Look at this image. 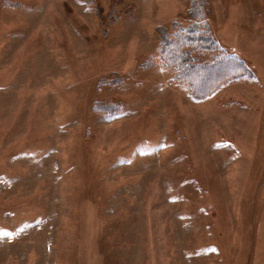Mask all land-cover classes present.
Returning <instances> with one entry per match:
<instances>
[{
  "label": "rangeland",
  "instance_id": "374dc122",
  "mask_svg": "<svg viewBox=\"0 0 264 264\" xmlns=\"http://www.w3.org/2000/svg\"><path fill=\"white\" fill-rule=\"evenodd\" d=\"M250 1L0 0V264H264V111L224 123L260 74L140 68L199 21L264 72Z\"/></svg>",
  "mask_w": 264,
  "mask_h": 264
},
{
  "label": "trees",
  "instance_id": "16d2710c",
  "mask_svg": "<svg viewBox=\"0 0 264 264\" xmlns=\"http://www.w3.org/2000/svg\"><path fill=\"white\" fill-rule=\"evenodd\" d=\"M197 24L199 21L188 27L175 24L160 34L158 55L148 56L150 65L142 60L141 65L146 67L140 68L160 65L170 73L171 82L185 87L198 100L213 96L227 84L253 76V68L226 51L211 32L208 22L202 28L204 31Z\"/></svg>",
  "mask_w": 264,
  "mask_h": 264
},
{
  "label": "crops",
  "instance_id": "0c3cea01",
  "mask_svg": "<svg viewBox=\"0 0 264 264\" xmlns=\"http://www.w3.org/2000/svg\"><path fill=\"white\" fill-rule=\"evenodd\" d=\"M243 1L245 2L246 6H248V7L254 6L250 0H243ZM257 39L262 41V40H264V36H258ZM258 74H260V76H261V79H260L261 83L259 84V89L261 90L263 99L262 98L257 99L256 97H253L250 99V102L247 100H244L243 101L244 105L242 106L241 109L236 107L235 113L230 111L229 113L226 114V116H230L231 118H226V120L229 122H224V123H228V125L231 128L235 129L236 131L239 130L238 127L240 125V121H239L240 116H255L256 118L257 117L259 118L261 109L264 111V93H263V91H264V72L262 69H253V75H258ZM247 79H253V77L252 78H246V80ZM254 103H257L259 108L254 107ZM245 105H247V106L244 107ZM222 121H223V117H222ZM263 122H264V120H263Z\"/></svg>",
  "mask_w": 264,
  "mask_h": 264
}]
</instances>
